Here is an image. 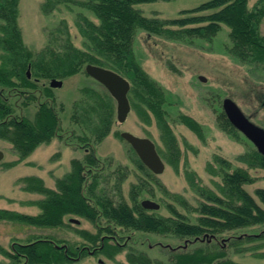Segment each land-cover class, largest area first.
I'll use <instances>...</instances> for the list:
<instances>
[{
    "label": "rangeland",
    "instance_id": "1",
    "mask_svg": "<svg viewBox=\"0 0 264 264\" xmlns=\"http://www.w3.org/2000/svg\"><path fill=\"white\" fill-rule=\"evenodd\" d=\"M17 1V24L23 44L28 50L37 53L47 46L61 50L62 38L67 35L74 47L86 50L85 39L79 33L77 22L80 17H85L95 24L98 23L94 13L81 5L87 0ZM206 1L156 0L138 4L135 8L145 17L165 20L189 16L182 15L181 12L192 10ZM257 1L248 0V9H253ZM209 13L211 11L196 14ZM259 30L264 37V18ZM229 34L230 29L225 25H221L220 31L210 41L200 38L173 41L143 30L136 31L133 41L135 59L165 94V119L180 151L177 170L160 152L164 150V146L154 119L150 125L144 124L132 107L123 123H117L115 115V123L110 133L100 143H95L90 136L89 145H84L80 138L83 134H89L84 123L80 121V101L86 97L83 90L92 88L98 92L105 91L99 83L88 77L84 70L61 79L60 88H51V97L45 92V88L49 87V80L38 81L36 90L0 87L2 98L12 106L16 118L33 120L38 106L47 102L59 119L57 135L49 143L39 145L25 160L13 166L9 165L18 159V155L10 142L0 139V151L4 155L0 161V210L29 216L40 213L36 203L44 196L24 190V184L18 181L35 177L40 179L46 188L55 189L56 180L70 171V162L73 159L83 160L89 150L100 160L97 170H92L98 177L95 193L103 191L118 201L116 184L118 178L125 175V180L119 184V188L122 196L129 201L130 185L145 177L129 158V145L120 136L115 135H120L121 132L150 139L164 163L161 174L152 173L159 182V186L152 184L155 196L142 194L139 197L140 202L148 199L159 204L158 210H147L149 214L168 217L170 213L165 205L172 204L177 211L187 216L192 224H196L197 213L188 210L197 208L203 199L195 193L187 179L190 176L194 184L220 194L218 186L223 184L222 171L226 168L222 169L219 159L216 158L226 160L230 164L229 173L236 168L247 170L253 182L243 185L242 188L264 210V204L255 195L257 189H264V170L248 168L239 160L253 145L242 134L236 138L223 131L217 119L222 111V101L229 98L253 124L264 129V64L250 65L232 55ZM27 70L31 79L30 66ZM200 77L205 78V82L200 81ZM31 96L34 98H30ZM113 105L116 111L114 100ZM180 115L188 116L198 123L202 139L180 121ZM90 179L91 177L88 181ZM85 194L88 196V193ZM170 194L182 196L188 207L174 203ZM70 218L78 220L79 223H69ZM63 222L66 225L38 228L14 220H0V247L14 253L13 246L38 239H51L59 247L69 246L72 252L81 249V255L79 252L77 255H68L77 258L76 260L69 259L62 264H132L126 260L129 249L138 251L151 264H174L175 254L204 247L205 242L212 238V235L207 233L206 237L202 235L199 241L193 242V239H184L172 234L122 228L105 219L93 223L83 217L68 215L64 216ZM106 227L113 235L100 232V236L112 237L122 247V252L114 259L96 251L94 248H98L100 241L93 243L90 239L91 235L98 234L99 228ZM83 232L88 236L83 235ZM213 236L211 243H219L225 253L224 258L219 261L264 264V224L226 230ZM247 236H254L256 239L247 240ZM187 241L188 243H185ZM87 250L94 251V255H90ZM18 258L17 263H12L7 256L0 254V264H24L23 257ZM216 262L218 261L211 264Z\"/></svg>",
    "mask_w": 264,
    "mask_h": 264
},
{
    "label": "trees",
    "instance_id": "2",
    "mask_svg": "<svg viewBox=\"0 0 264 264\" xmlns=\"http://www.w3.org/2000/svg\"><path fill=\"white\" fill-rule=\"evenodd\" d=\"M155 1H84L81 5L92 11L98 20L95 24L85 17H80V21L77 22L79 33L85 39L86 50L74 47L67 35L62 38L61 50L47 46L33 53L24 46L21 38L17 24L18 1L0 0L2 22L0 25V87L36 90L38 81L61 80L84 70L88 64L110 69L130 82L128 93L130 107L136 111L144 124L150 125L154 119L164 146V150L160 152L177 170L180 151L171 127L165 119V94L135 59L133 41L136 31L143 30L173 41H184L190 38L210 41L220 31L221 25H225L230 29L232 55L250 65H263L264 37L261 36L259 27L264 18V0H258L251 10L247 7L248 0H207L192 10L181 12L182 15L189 16L165 20L145 17L135 8L138 4ZM208 11L211 13L207 15L196 14ZM28 66H30L32 80L26 73ZM83 91L86 97L80 101V121L84 123L89 135L83 134L80 139L87 147L90 136L95 143H100L110 133L115 123L116 111L112 97L106 90L98 92L92 88H84ZM45 92L48 97H51V88L46 87ZM2 97L0 92V139L10 142L18 155V159L9 165L13 166L25 160L39 145L49 143L57 135L59 119L53 107L47 102L38 106L33 120L24 117L16 118L12 106ZM179 118L193 133L203 138L197 122L188 116L180 115ZM217 119L223 131L236 138L240 137V133L229 123L223 111L219 113ZM115 135L120 136L118 133ZM129 155L137 170L145 177L130 185L129 201L122 196L119 188V184L125 180V175L119 177L116 184L118 201L107 196L103 191L95 193L98 177L92 170H97L100 160L95 157L93 151L89 150L83 160L73 159L70 162V171L56 180L55 189L46 188L42 181L35 177L19 180L18 183L24 184V190L44 196L36 203L40 213L29 216L0 210V220H14L33 227L49 228L66 225L63 218L67 215L83 217L93 223L105 219L122 228L172 234L184 239H193V242L199 241L202 235L206 237L209 233L212 238L205 242L204 247L175 254L174 264H211L215 261H218L216 264H236L219 261L224 258V250L219 243L211 242L214 239L213 235L226 230L264 224V210L242 188L243 185L253 182L247 170L236 168L229 173L230 164L226 160L216 158L219 159L220 167L226 168L222 171L223 184L218 186L220 194L194 184L189 176L187 180L190 186L203 199L197 208L188 210L198 215L196 224H192L190 219L177 211L172 204L165 205L170 213L168 217L149 214L142 208L139 197L142 194L154 197L152 184L159 186V182L142 164L130 146ZM239 160L248 168L264 170V157L253 146L245 155L239 157ZM89 177H91L90 181H88ZM255 195L264 204V189H257ZM170 197L174 203L188 207L182 196L170 194ZM98 230V234L90 236L93 243L100 241L96 251L114 259L122 252V247L112 237L100 236V232L113 235L108 227ZM255 239L254 236H247V240ZM110 241L113 242L110 244ZM56 246L54 240L38 239L31 245L13 246L14 253H9L0 247V254L7 256L12 263H17L21 254L24 264H62L69 261L68 255H77L81 252V249L72 252L67 245L62 248H56ZM126 260L132 264H151L148 259L133 249H129L126 253Z\"/></svg>",
    "mask_w": 264,
    "mask_h": 264
},
{
    "label": "water",
    "instance_id": "3",
    "mask_svg": "<svg viewBox=\"0 0 264 264\" xmlns=\"http://www.w3.org/2000/svg\"><path fill=\"white\" fill-rule=\"evenodd\" d=\"M85 73L94 81L99 83L108 92L116 103V121L123 123L130 112V103L128 92L129 82L120 74L100 66L88 64L85 66ZM29 77V70H27ZM200 81L205 82V78L200 77ZM62 81L52 79L49 82L50 88H60ZM222 110L229 123L242 134L264 157V129L253 124L229 98L222 101ZM120 137L130 145L142 164L154 174H161L164 170V163L158 155L154 143L145 137H137L129 132H121ZM3 153L0 151V161L3 159ZM141 206L145 210L156 211L160 208L159 204L152 200H142ZM71 223L78 224V220L70 219ZM56 248H60L56 246Z\"/></svg>",
    "mask_w": 264,
    "mask_h": 264
},
{
    "label": "flooded vegetation",
    "instance_id": "4",
    "mask_svg": "<svg viewBox=\"0 0 264 264\" xmlns=\"http://www.w3.org/2000/svg\"><path fill=\"white\" fill-rule=\"evenodd\" d=\"M36 241H38V240H34V241H32V242H28V243H25V244H23V245H20V246H26V245H31V244H33L34 242H36ZM42 241V240H41ZM94 249H98V248H94ZM66 251V250H65ZM88 251V253L90 254V255H94V251H90V250H87ZM20 256H22L23 257V255H21L20 254ZM68 258L69 259H73V260H76L77 258H73V257H71V256H68Z\"/></svg>",
    "mask_w": 264,
    "mask_h": 264
}]
</instances>
